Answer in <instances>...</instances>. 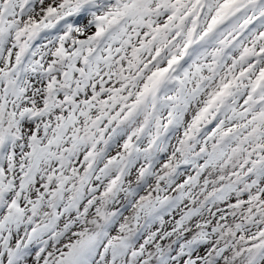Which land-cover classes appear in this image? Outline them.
<instances>
[{"label":"snow or ice","instance_id":"1","mask_svg":"<svg viewBox=\"0 0 264 264\" xmlns=\"http://www.w3.org/2000/svg\"><path fill=\"white\" fill-rule=\"evenodd\" d=\"M0 264H264V0H0Z\"/></svg>","mask_w":264,"mask_h":264}]
</instances>
